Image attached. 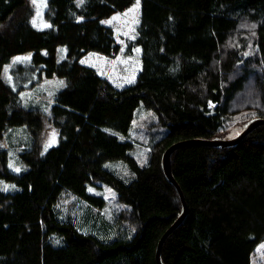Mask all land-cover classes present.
<instances>
[{
    "label": "trees",
    "instance_id": "obj_1",
    "mask_svg": "<svg viewBox=\"0 0 264 264\" xmlns=\"http://www.w3.org/2000/svg\"><path fill=\"white\" fill-rule=\"evenodd\" d=\"M135 7L136 0H48L51 27L40 30L29 0H0V139L26 129L40 142L21 154V174L0 153V178L18 188L0 191V264H158L157 244L184 210L164 152L188 139H233L264 119V0H139L136 34L120 61L136 78L114 82L102 67L123 47L106 21ZM27 54L39 79L66 81L46 114L25 106L5 80ZM141 108L160 127L145 164L130 154ZM47 125L57 143L42 151ZM118 160L128 163L131 182L104 168ZM169 166L188 211L162 244V263L252 264L264 240V125L237 145L183 146ZM100 182L113 185L125 207L110 242L61 222L55 210L66 191L101 208L105 199L89 193Z\"/></svg>",
    "mask_w": 264,
    "mask_h": 264
},
{
    "label": "rangeland",
    "instance_id": "obj_2",
    "mask_svg": "<svg viewBox=\"0 0 264 264\" xmlns=\"http://www.w3.org/2000/svg\"><path fill=\"white\" fill-rule=\"evenodd\" d=\"M31 7L34 10L33 20L36 21V28L43 30L47 27H43L44 24H48L46 11L48 10V0H36L34 4L32 0H29ZM129 13L125 16V13L116 15L119 19H111V23H107L112 26L116 31V36L123 48L119 58H115L112 61H108L102 67L105 76L109 77L114 82L124 81L129 83V80L136 78L135 70L127 67L121 60H126L124 55L125 41L133 38L136 34L138 12H126ZM250 29V27H249ZM251 30V29H250ZM247 33H250L248 30ZM251 35V33H250ZM249 35V37H250ZM60 49H66L61 47ZM60 57H65L66 51L61 52ZM67 50V49H66ZM248 57L250 52H245ZM31 54L21 56L19 58L30 57V59L14 60L13 70L19 74L15 78L12 74V69L6 66L5 80L11 85L14 90H20L21 98L24 101V105L30 108L39 109L43 113H47L50 107V103L53 101L55 95L62 90L66 81L60 78L53 79H39L34 72H29L31 60ZM132 62H136L137 58L132 57ZM19 71V73H18ZM155 118L152 113L141 108L136 113V118L131 127L130 137L134 142L135 148L130 153L137 158L140 163H146L149 158V152L154 139H156L157 131L160 127L155 125ZM52 126L46 127L45 135L42 137V151H46L56 145V135ZM26 129L12 130L4 138L0 139V153L5 151L7 153L8 168L11 172L21 174L24 170H27L28 164L23 161L21 154L24 153V149L30 151L33 149L32 143L40 144L34 137H32ZM128 163L123 160L110 161L105 164V169L111 171L114 175L124 182H131L134 176L131 174V170L128 167ZM14 169H19L15 171ZM5 186H8V190H4ZM18 188L15 183L8 182L0 178V191L2 192H15ZM89 193L92 195L100 196L105 199V205L101 208L91 205L87 201L80 199L71 192H64L61 195L60 201L56 206L57 215L61 222H71L79 231L90 235H94L99 239L110 242L116 237L115 224L118 219L119 213L125 209L123 204L118 202V194L113 185L105 182H100L99 187H89ZM251 262L252 264H264V240L254 250Z\"/></svg>",
    "mask_w": 264,
    "mask_h": 264
},
{
    "label": "water",
    "instance_id": "obj_3",
    "mask_svg": "<svg viewBox=\"0 0 264 264\" xmlns=\"http://www.w3.org/2000/svg\"><path fill=\"white\" fill-rule=\"evenodd\" d=\"M249 123L250 124L246 127V129L241 134L237 135L233 139H214V140H202V139L201 140H189L188 139V141H183V142H179V143L172 145L171 147H169L164 152L163 165H162L164 167V172L167 176V179H169L176 186L177 191L180 193V196H181V199L183 202L182 205H183L184 210H183L182 215L178 217L177 221L168 230H166V233L161 238L159 244H157L158 248H157V253H156L155 259L157 260L158 264H163L161 261V258H160V252H161V248L163 246L162 244L164 243L166 238L172 233V231L175 230L177 227H179L180 223L184 220V217H186L187 211H188L184 193L181 191L182 190L181 187L179 186L177 181L174 179V176H173V173L171 170V166H169L170 165V158H171L172 154L174 152H176L177 149H179L183 146H187V145L188 146L189 145H201V146L205 145V146H213V147L237 145L246 137V135L253 132L259 126L264 125V119L256 118Z\"/></svg>",
    "mask_w": 264,
    "mask_h": 264
},
{
    "label": "snow or ice",
    "instance_id": "obj_4",
    "mask_svg": "<svg viewBox=\"0 0 264 264\" xmlns=\"http://www.w3.org/2000/svg\"><path fill=\"white\" fill-rule=\"evenodd\" d=\"M32 2L35 4L36 0H32ZM84 2V0H77L78 4H82ZM139 10V0H136V7L131 9L130 11L133 13L138 12ZM129 13H125L124 15L127 16ZM113 19H119V17H114ZM106 23H111V21H106ZM33 26H36V21L33 20L32 21ZM43 27H51V25L49 24H44ZM60 51L63 53L66 51V49H60ZM137 52H139V49H137ZM21 59H30V57H24V58H17V60H21ZM81 63H86V61H81ZM94 66V65H93ZM134 80V78H133ZM133 80H129L128 82L131 83L133 82ZM119 86V85H118ZM15 171H19V169H14ZM5 191L8 190V186H5Z\"/></svg>",
    "mask_w": 264,
    "mask_h": 264
}]
</instances>
